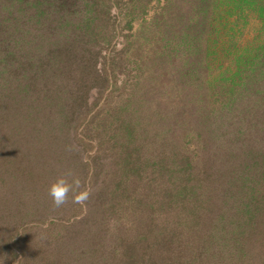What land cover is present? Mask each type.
<instances>
[{
    "label": "trees",
    "instance_id": "trees-1",
    "mask_svg": "<svg viewBox=\"0 0 264 264\" xmlns=\"http://www.w3.org/2000/svg\"><path fill=\"white\" fill-rule=\"evenodd\" d=\"M7 29L30 36L22 65L1 41L0 93L38 146L0 158V264H264V0H0Z\"/></svg>",
    "mask_w": 264,
    "mask_h": 264
},
{
    "label": "rangeland",
    "instance_id": "rangeland-1",
    "mask_svg": "<svg viewBox=\"0 0 264 264\" xmlns=\"http://www.w3.org/2000/svg\"><path fill=\"white\" fill-rule=\"evenodd\" d=\"M17 27H19V26H17ZM9 32H10V30L7 29L5 37H4L5 32L4 33L1 32L0 43L4 39H6L7 41H10V44L13 45L15 49L17 48L16 53L19 54L20 56H22L18 60L19 65H22L24 62V57H25L24 54L26 51L25 50V43L27 42V40L29 41L30 35L26 36V34H24V33L23 34L16 33L14 35V33H12V36H10L11 37L10 38L8 36ZM57 38H58V33H55L54 35L50 36V38L48 39V42L51 43L54 40H56ZM16 43H18V45L20 43H22V47L17 46ZM44 50L45 49L39 50L38 55L41 56L42 54H44V52H45ZM17 57H18V55H17ZM4 81H6V83L7 82L8 83H10V82L15 83L16 82V80H4ZM18 81H21L19 86H18V90H19L20 95L23 97V92H21V90L23 87H26L25 86L26 84L27 85L30 84L29 81H31V80H18ZM37 81L38 80H36V81L34 80L31 83L37 85L38 84V83L36 84ZM54 81H55V84H57L59 82V80H54ZM6 87H7V85L5 84V89H6ZM29 97H30V94L28 95V97H26V98L23 97V98L27 102H30ZM3 99H4V97H3L2 93H0V101H2ZM9 101H10V104L7 106V103ZM15 101H17V105H15L13 103ZM3 102H4V105H3V107H1V108H3V112H2V114L0 113V158H6L8 156V151L10 152V149L12 146L13 147L14 146L19 147L20 152L24 147H26V146L29 147L31 144H32V146L35 144V149H37L36 146H38V144L36 143V141H34L35 140V134H34L35 130H32V132L29 131V129L26 127V122H24V120L26 118H29V116H27L26 113L30 112L32 106L28 105V107H27L26 102L23 100H20L17 97H11L8 101H6L4 99ZM15 111H16V114L14 115V119H13V114ZM37 135H38V133H37ZM43 136H44L43 139H46L44 133H43ZM45 142H47V143H45ZM45 142L43 144H41V146H44L45 144H47V147H49L48 149L54 147V143L51 142V136H49ZM77 148H79V147H77ZM92 149H93V147L87 146V150L89 152H91V154H92ZM52 157L50 158V162H49L52 166H46L45 169H49L51 171L59 170V167L55 164L56 157H54V156H52ZM37 160H39V158ZM78 176H80V175L78 174ZM77 178H79V177H77ZM93 189L94 188L90 187L89 190L92 191ZM51 220H54V219H51ZM70 220H67V221L70 222ZM25 225H26V223H25ZM43 229L45 231V237H48L49 233H47V226L46 225L43 226V224H41V223L32 222L29 225V227L27 226L25 228V226H24L22 231L21 232L19 231L20 236L18 237V250H17V252L20 256L17 259L20 262H22L23 260H26L27 258H30L31 255H32L33 259H35V258L40 259L45 254V251L42 248L43 246L40 245V243L42 241L39 240L43 234V232H42ZM63 230L67 231L68 229L67 228L62 229V230L60 229L61 232H63ZM56 233H57L56 231H53V233L50 234V237H51V235H55Z\"/></svg>",
    "mask_w": 264,
    "mask_h": 264
},
{
    "label": "clouds",
    "instance_id": "clouds-1",
    "mask_svg": "<svg viewBox=\"0 0 264 264\" xmlns=\"http://www.w3.org/2000/svg\"><path fill=\"white\" fill-rule=\"evenodd\" d=\"M73 183L78 184V181L69 182L66 175L58 176L49 183L47 194L54 205L60 206L65 203L69 193L73 190Z\"/></svg>",
    "mask_w": 264,
    "mask_h": 264
}]
</instances>
